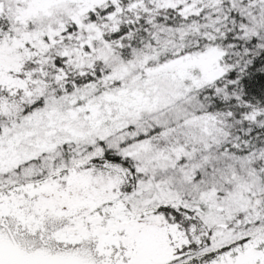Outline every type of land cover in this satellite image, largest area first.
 I'll return each mask as SVG.
<instances>
[{"label":"snow or ice","instance_id":"6c2138e0","mask_svg":"<svg viewBox=\"0 0 264 264\" xmlns=\"http://www.w3.org/2000/svg\"><path fill=\"white\" fill-rule=\"evenodd\" d=\"M0 264H264V0H0Z\"/></svg>","mask_w":264,"mask_h":264}]
</instances>
